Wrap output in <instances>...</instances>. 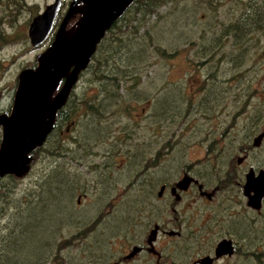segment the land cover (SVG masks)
Wrapping results in <instances>:
<instances>
[{
    "label": "rangeland",
    "instance_id": "374dc122",
    "mask_svg": "<svg viewBox=\"0 0 264 264\" xmlns=\"http://www.w3.org/2000/svg\"><path fill=\"white\" fill-rule=\"evenodd\" d=\"M53 1L0 0V113H8L12 107L19 73L36 66L37 55L53 41L49 38L33 48L27 35L32 18ZM62 1L63 14L58 13L54 32L71 2ZM238 2L221 0L217 10L209 11L197 0H169L154 15L147 16L135 37L149 31L150 40L143 36L141 41H153L164 54L154 51L148 43L149 60L142 68L140 85L124 100L128 111L82 118L81 109L73 126H67L70 131L63 129L59 145L53 141L52 147L50 144L51 148L67 149V157L44 154L32 161L25 176L1 180L4 188H0V204L4 212L0 218L9 216L11 205H24L39 185L44 186L45 197L27 213L26 209L19 211L28 218L19 226L20 232L14 228L8 231L11 224L0 222V238L8 234L5 251L10 262L6 264H80L86 258L108 257L109 248L123 239L127 229L125 207L142 198L135 189L130 195L126 191V183L134 177L143 180L148 191L151 189L150 201L163 204L165 200L158 201L156 197L159 185L155 183L165 177L176 179L184 164L190 166L192 173L205 174L202 179L213 186L232 170L237 158L243 157L242 150L250 149L244 168L264 166V135L257 146L253 144L264 128V109L260 104L264 102V34H253L246 46L237 51L221 37L219 44H224V52L220 54L214 48L213 61L202 52L211 42L209 34L220 37L218 27L234 18L228 9ZM133 10L127 13V19ZM140 20V15L134 16L111 37L126 39L135 34L134 27ZM231 54L236 57L232 63L228 61ZM87 78H78L75 98L90 100L96 93ZM143 160L153 165H144ZM154 161H160L157 168L161 173L156 171ZM5 188L11 189L12 204H4ZM234 190L226 187L224 191L232 194ZM99 216L105 221L89 233L85 244L108 239L100 254L91 252L88 257L70 239ZM237 217L233 224L226 220L215 224L213 219H205L202 224L209 228L208 239L204 240L207 235L201 234L193 249L180 243L175 247L167 245L162 252L163 264H188L194 256L188 252H208L226 229L241 231L240 256L218 264H264V207L258 213L241 208ZM194 219L198 222L199 216ZM251 220L252 224L248 223ZM117 221H122L125 228L120 234L114 230ZM15 235L21 240L16 241ZM60 242L62 251L57 252ZM256 254L261 255L248 257Z\"/></svg>",
    "mask_w": 264,
    "mask_h": 264
},
{
    "label": "water",
    "instance_id": "95a60500",
    "mask_svg": "<svg viewBox=\"0 0 264 264\" xmlns=\"http://www.w3.org/2000/svg\"><path fill=\"white\" fill-rule=\"evenodd\" d=\"M135 0H71L49 47L37 55L36 66L22 70L8 114H0V185L6 176L21 178L28 174L31 153L43 146L53 131L56 114L63 107L75 87L79 75L90 63L97 45L113 23ZM62 0H54L34 16L27 35L33 48L45 44L53 32ZM75 15L80 18L75 27L66 29ZM258 137L254 145H258ZM184 178L181 184L187 183ZM243 193L248 206L259 209L264 197V170L257 176L246 175ZM160 194V193H159ZM155 231L149 236L151 242ZM230 241H221L215 249V258L231 256ZM204 257L200 264H211Z\"/></svg>",
    "mask_w": 264,
    "mask_h": 264
},
{
    "label": "trees",
    "instance_id": "16d2710c",
    "mask_svg": "<svg viewBox=\"0 0 264 264\" xmlns=\"http://www.w3.org/2000/svg\"><path fill=\"white\" fill-rule=\"evenodd\" d=\"M168 1L169 0H135L127 8V10L113 23L111 28L105 33V36L98 44L95 53L91 57L90 63L88 64L86 69L79 75V78L83 76L88 77L86 80L87 82H89V86L92 85L93 87H95L96 93L90 100L85 97H82L81 100V98H75V87L73 88L65 104L61 109L58 110L56 114L55 126L53 131L49 134L43 146L35 149L31 153L32 161H34L36 158L38 159V157L40 158L44 154H48L49 156H68L67 149L63 147L51 148L53 145L52 141L57 146L59 145L60 141H62L61 133H63L68 125H70L71 123H75V119L79 115H81V109L83 110L84 115V117L82 118L104 117L107 113L109 115L115 112L128 111L124 106V100L128 93L135 92L137 89L136 87H139L140 85L142 77L141 75L143 74L142 68L149 60V44L151 43L150 45L151 47H153L154 51L158 50L159 54H164V50L157 49L153 41L147 42L146 44L141 41L143 36H145V38H149V31H146L145 34L139 37L135 36L138 33L139 28L142 26L141 24L146 22V17L154 15V13H156V11L162 6L166 5ZM178 1L181 2L187 0ZM197 1L199 2V4L201 3L203 5L205 10L209 11L217 10L218 6L221 4V0ZM238 1V3H233L234 5H231V7L228 9V13L233 15L232 17L234 18L229 19L227 23L223 22V24L218 27V29L221 31L220 37H211V34H209V38L211 39V42L207 45L209 47H205L202 49L203 54L209 55L208 60H214V48H217L220 54H223L224 44H219L221 37H223L224 40H229L230 47L235 48L237 51V48H243V46H246L247 39H249L253 34H264V0ZM237 5L238 7L240 6V11L237 10ZM132 9H134L133 15L127 19L126 15ZM236 14L237 16H235ZM136 15H140L141 20L138 23V27H134L133 33L135 34H130L126 39H123L120 36L117 38L111 37L113 31L117 29V32H119L121 26L128 25V23H130ZM229 57L230 58H228V61H230V63L234 62V60L236 59V57H234V55L232 54L229 55ZM112 60L114 62H112ZM33 67L35 66H32L31 68ZM123 90H125L124 95L122 93ZM263 103L260 104L261 108L264 109ZM257 119L261 121V119ZM6 177H8L10 180L17 179L14 176ZM1 187L4 188V186L0 185V188ZM38 187V191L28 196L29 200H26V203L24 205L20 207L11 205V208L9 207V216L0 218V222L5 221L11 224L7 228L8 231H10L11 228H14L15 231L20 232L19 226L22 225V221H27L28 219L27 217H24L23 214L27 213V211H30L33 206L36 207L37 205L41 204L42 200L45 198L43 195L44 186L39 185ZM10 193L11 189L5 188L4 204H12L9 201L11 199L9 197ZM135 204L137 205V202ZM23 209H26L24 213L19 212ZM3 212L4 210L1 208L0 204V216ZM102 221H105V218L102 216H99L95 220L91 221V224L85 226L79 232L74 234L71 237L70 242L74 244L76 241L79 242L78 240L82 241L89 235V233L95 231ZM13 224H15V226H13ZM114 230L117 231V234H120L122 231H124L125 228L123 226V222L117 221L114 224ZM237 233L241 234V231L237 230ZM7 237L8 234L0 238V264H6L10 262V258L5 251V248L8 247ZM14 239L16 241L21 240V238H19L18 236H16V238ZM107 239V237H103L102 241H100L101 243L98 244V249L93 253L100 254L101 249L104 245V241H107ZM244 239L245 238H243L242 241H244ZM67 243L68 242H65V244ZM61 247L62 244L60 242L58 244V247L56 248V251L61 252ZM246 247L250 249L248 244ZM88 250L90 249L88 248ZM260 255L261 254L248 255V257L255 256L257 258Z\"/></svg>",
    "mask_w": 264,
    "mask_h": 264
},
{
    "label": "flooded vegetation",
    "instance_id": "af4514ba",
    "mask_svg": "<svg viewBox=\"0 0 264 264\" xmlns=\"http://www.w3.org/2000/svg\"><path fill=\"white\" fill-rule=\"evenodd\" d=\"M62 6H64L63 2ZM60 12L63 14V10H60L59 13ZM58 15L59 14H57V17ZM79 18L80 15L73 16L67 27L69 28V25L71 26L73 22H75L73 26L75 27ZM54 30L49 36L52 40L54 38L53 33L55 34ZM71 125L73 126V124ZM66 129L68 132L71 127H67ZM62 135L63 133H61V136ZM263 135L264 128L260 140ZM249 150L250 149L242 150L243 157L236 159L232 170L224 176L223 180L219 181L218 185L213 186L211 183L204 181L202 178L205 174L192 173L190 166L186 164H184L182 168H179L180 170L178 169L179 171L176 179L168 180L166 177L165 179H160L155 183L159 185L156 197L158 201L165 200L163 204L157 202L153 203L149 200V191L151 189L148 191L141 179L134 177L132 180H129L126 183L128 195L135 189L142 198H140L141 200L139 199V201L133 200L134 203L132 204L129 202L128 206L125 207L127 210V229L123 239L109 248L111 254H109L108 257L104 256L102 259H100V257L86 258L87 260L80 262V264H163L164 256L162 252L167 245L175 247L180 243L181 245L187 246V249H193L199 241L201 234L207 235L204 240L208 239V235H210L209 228L202 224V221L205 219L206 221L213 219L215 224L221 220H226V223L233 224L237 221V211L241 210V208L253 213L260 212L261 208L264 207V197L261 200L260 208L254 209L248 206V198L243 193L246 175L250 171H253L255 176H257L261 170H264L263 165L244 168L245 161L249 158ZM143 162H145V160H143ZM153 163L156 171L161 173V169L158 170L157 168L160 165V161L157 163L154 161ZM144 165L151 166L153 164L147 163L146 161ZM166 171L167 169L165 172ZM142 178L152 180L151 177L145 178L142 176ZM184 178H186V180L189 179L188 182L178 186ZM226 187H232L233 190H235L232 194H226L224 191ZM135 190L133 192H135ZM219 195L221 197L217 200ZM136 202L137 205L135 204ZM196 215L199 216L198 222H195L194 219ZM248 223L252 224V220ZM244 224L248 226L246 222ZM202 226L203 229H201ZM192 229L195 233L192 232ZM153 230L155 234L149 243L148 239ZM201 230H203L202 233ZM237 230L238 229H233L230 231L226 229L221 231L220 235H218L219 238L215 240L216 243L213 247H210L208 252L202 254L197 251V254H194L193 251L188 252V254L194 255L193 257L190 256L192 258L189 260L190 262L188 264H200V260L204 257H210L212 259L211 264H218L237 254L239 255L238 252L240 248L238 247V243H241L242 236L237 233ZM212 238L213 237H210L209 241H211ZM85 240H87V238L76 242L80 245V252L87 253L89 257L92 255L91 252L93 253L97 250L98 240H93V243L90 242L89 244H85ZM223 240L231 242L233 254L231 256L224 255L220 258H215V249ZM87 247L90 250H88Z\"/></svg>",
    "mask_w": 264,
    "mask_h": 264
},
{
    "label": "bare ground",
    "instance_id": "6f19581e",
    "mask_svg": "<svg viewBox=\"0 0 264 264\" xmlns=\"http://www.w3.org/2000/svg\"><path fill=\"white\" fill-rule=\"evenodd\" d=\"M255 141V140H254ZM254 141H253V144H254ZM258 175V174H257Z\"/></svg>",
    "mask_w": 264,
    "mask_h": 264
}]
</instances>
